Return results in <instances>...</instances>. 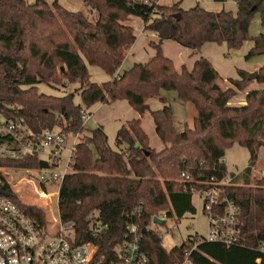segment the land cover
<instances>
[{
  "label": "trees",
  "instance_id": "1",
  "mask_svg": "<svg viewBox=\"0 0 264 264\" xmlns=\"http://www.w3.org/2000/svg\"><path fill=\"white\" fill-rule=\"evenodd\" d=\"M98 14L91 22L78 11H71L58 0H0V114L22 121L38 140L47 130L64 134L83 131L82 110L100 104L127 100L143 116L150 111L148 101L160 98L163 107L151 111L156 133L163 144L157 151L150 145L141 119L126 122L116 134V149L109 145L102 126L90 137L76 144L73 174L93 180L101 190V198L91 206L73 197L66 202L72 213L79 244L93 243L97 256L113 255L127 239V226L142 234V248L151 264H179L185 259L187 244L163 247V237L151 229L153 219L166 212L168 219L195 215L191 187L208 189L217 184L222 196L234 201L238 208V244L230 247L216 242H194L191 264H264L259 246L264 242V177L252 174L264 147V89L252 90L245 104L232 106L230 101L244 92L255 80L264 83V66L250 79L239 70V79H229L223 89L219 73L211 62L198 58L191 69L180 70L164 54V41H174L198 55L207 43H225L229 49L240 48L250 39L251 21L261 13L264 25V0H234L238 11L212 12L197 4L188 10L180 3L162 5L158 0H82ZM147 1V3L145 2ZM227 0H214L225 3ZM131 17L144 22V31L158 35L150 42L155 54L145 63L122 74L119 69L136 42L135 30L126 24ZM253 47L246 59L264 56V34L251 39ZM102 69L113 79L103 84L91 80L88 66ZM78 87L76 92L53 96L39 92L38 85ZM175 92L178 99L197 111L192 127L185 124L179 131L171 104L162 92ZM205 92L209 98L202 93ZM79 93L82 104L75 103ZM250 153L248 166L232 181L221 186L228 175L223 162L225 152L234 144ZM91 146L98 156L93 159ZM41 159H0V188L11 193L31 216L45 221L47 213L40 207L24 204L5 182L3 170H39ZM187 171L192 183L181 178ZM212 178L216 182L211 181ZM44 188V187H43ZM42 197L48 198L42 193ZM97 212V216H93ZM147 234H143V230Z\"/></svg>",
  "mask_w": 264,
  "mask_h": 264
},
{
  "label": "rangeland",
  "instance_id": "2",
  "mask_svg": "<svg viewBox=\"0 0 264 264\" xmlns=\"http://www.w3.org/2000/svg\"><path fill=\"white\" fill-rule=\"evenodd\" d=\"M26 1L28 4L35 2V0ZM47 1L50 4L53 3V0ZM58 1L68 10L83 13L91 22H95L99 18V14L82 0ZM161 1L163 5L180 3L181 8L184 10H188L199 4L201 7L212 12L225 10L236 14L238 11L237 4L234 0H227L225 3L214 2V0ZM143 23L142 19L138 17H134L130 21L126 22V24L134 28L137 39L130 51H128L126 59L119 69L120 74L130 70L134 64L147 62L155 54V50L150 46V42L154 40L155 34L144 31ZM260 34H264V25L261 13H257L250 24V39L238 49L231 50L225 43H207L203 46L198 55H193L192 50L181 46L177 42L168 40L163 45V51L167 57L173 60L175 67L178 70H180L183 65L187 68L191 67L195 60L200 57L208 59L221 77L219 80L220 86L223 89H226L231 86L229 79L240 78L238 74L239 70H244L247 71V73L252 74L256 71L258 72L259 68L264 66V56H258L252 58L251 60L246 59L250 49L253 47V41L251 39ZM88 68L93 82L103 84L113 79L99 67L90 65ZM38 88L39 92L43 94L64 96L67 93L76 92L78 87H56L41 83L38 85ZM260 89H264V83H259L254 80L244 92L238 93L231 99L230 105H244L247 93L252 90ZM162 97L166 98L172 106L173 118L177 129L182 131L185 124L192 127L193 117L197 115V111L194 106L181 102L175 92H165ZM75 103L82 104V99L79 96V93L75 96ZM148 104L150 106V111H147L143 116H140L138 112L130 106L127 100H118L112 104L98 103L92 106L89 109V113L92 114V117L90 121L84 125L83 131L76 134H69L70 138L67 141L66 149L59 152L62 157L59 166L44 170L41 174L46 177H49L52 173L62 175L65 167V159L69 156L68 150L71 148L72 143L76 141V138L81 140L85 137H90L92 131L96 129L99 124L104 127L109 145L116 149V134L121 126L133 119H141L142 127L149 136L151 147L157 151L162 150L163 144L156 133V127L151 111L161 109L163 107V103L160 98H153L148 101ZM55 131H59V128H56ZM262 149L258 162L253 170L252 178L254 180L260 179V174L264 171V147ZM91 150L93 159H96L98 156L96 148L91 146ZM41 158V160H48L46 156H41ZM249 160L250 153L246 147L236 143L232 147L228 148L224 156V162L228 175L231 176L232 174L242 172L248 166ZM68 173L69 175H74L73 171ZM41 174L37 170H3L5 182L9 185L12 193H14L19 200L26 205H33L42 208L47 214L54 216L58 222H64L72 216L71 212L66 211V205H59L60 202H66L75 197L77 200L74 202H79L80 204L72 203V205L68 206L74 208H76L77 205L89 207L93 204L91 203L87 205V201L92 198V192L86 191L89 189L88 184H82V181L79 183L76 178L72 179V176H68L65 178L66 180L62 179L56 183L49 182L43 188L39 182ZM42 193L50 195L49 198L41 199L40 194ZM193 203L197 209V213L195 215L187 214L181 220L177 218L169 219L165 226L151 225V229H155L161 233L163 237L162 244L166 250L171 251L173 248L183 245L187 242L189 237L196 236V233L199 238H204L208 235L210 218L207 215V212L204 211L203 202L199 199L197 194L193 196ZM93 216H97V212L94 213ZM174 226H176L175 229H173Z\"/></svg>",
  "mask_w": 264,
  "mask_h": 264
},
{
  "label": "built area",
  "instance_id": "3",
  "mask_svg": "<svg viewBox=\"0 0 264 264\" xmlns=\"http://www.w3.org/2000/svg\"><path fill=\"white\" fill-rule=\"evenodd\" d=\"M90 115L88 109L82 110L84 125L89 121ZM69 138L70 135L47 130L38 140L22 121L10 120L0 114V159L19 160L32 155L42 159L41 156H46L48 169H51L59 166L62 160L59 152L66 149ZM78 140L76 138L68 150L69 156L65 159L62 175L52 173L46 177L41 173L48 169L37 170L41 174L39 182L42 187L69 176ZM260 176L264 177V171ZM181 178L187 183L194 181V176L187 171L181 173ZM211 181L215 183L216 179L212 178ZM231 181L232 176L227 175L221 186L228 185ZM190 191L197 194L203 202L204 211L210 218L209 230L204 238H199L197 233L196 236L188 238L184 244L190 248L185 252L184 261L179 264H191L190 255L199 242L222 243L228 247L240 242L238 208L234 201L222 196L220 186L215 184L201 190L191 187ZM42 195L40 194L41 199L49 198ZM154 218L166 220L163 226L169 220L166 212ZM175 228L176 226L173 227ZM127 231V239L113 255L99 257L93 243H78L73 219L58 222L54 216L47 214L45 221H40L10 196L0 195V264H151L148 254L142 248V234L139 229L128 225ZM259 251L264 254V242L260 244Z\"/></svg>",
  "mask_w": 264,
  "mask_h": 264
},
{
  "label": "crops",
  "instance_id": "4",
  "mask_svg": "<svg viewBox=\"0 0 264 264\" xmlns=\"http://www.w3.org/2000/svg\"><path fill=\"white\" fill-rule=\"evenodd\" d=\"M158 3L159 4H162V1L160 0V2H159V0H158ZM163 5V4H162ZM132 18H134V17H131L130 18V20L132 19ZM129 20V21H130ZM143 27H144V23H143ZM152 33V32H151ZM155 34V33H154ZM159 41V37H158V35L157 34H155V37H154V40L152 41V42H158ZM166 41H164L163 42V44H162V47H163V45H164V43H165ZM130 51V50H129ZM197 60V59H196ZM195 60V61H196ZM194 64V63H193ZM193 67V65L191 66V67H188L189 69H191ZM257 70V69H256ZM122 74V73H121ZM165 92H167V91H163L162 92V96L164 95V93ZM177 94V93H176ZM178 96V95H177ZM89 111V110H88ZM91 117H92V114L90 115V119H91ZM90 119H89V121H90ZM101 125L99 124V126L98 127H100ZM103 127V126H102ZM104 128V127H103ZM91 136V135H90ZM263 150V149H262ZM70 177L72 176V179H74V178H76L78 181H79V183L81 182L82 184H88L89 186V189H85L86 191H88V192H92V195H91V200H89V201H87V205H89V204H91V203H93V202H95V201H97V200H99L100 198H101V190H100V188L98 187V185L93 181V180H90L89 178H87L86 176H82V175H79V174H74V175H69ZM74 176V177H73ZM66 180V179H65ZM95 194V195H94Z\"/></svg>",
  "mask_w": 264,
  "mask_h": 264
},
{
  "label": "water",
  "instance_id": "5",
  "mask_svg": "<svg viewBox=\"0 0 264 264\" xmlns=\"http://www.w3.org/2000/svg\"><path fill=\"white\" fill-rule=\"evenodd\" d=\"M261 1L262 0H258L256 2L255 7H257L261 3ZM257 76H258V72L256 71V72L250 74L249 78L250 79H255ZM202 93L206 96V98H209V96L205 92H202ZM48 168H49L48 162L41 160L40 161V169L43 170V169H48ZM0 195L11 196V193H9V192L3 190L2 188H0ZM153 223L156 224V225L163 226L166 223V220H161L159 218H154L153 219ZM147 232L148 231L146 229L142 231L143 234H147Z\"/></svg>",
  "mask_w": 264,
  "mask_h": 264
}]
</instances>
